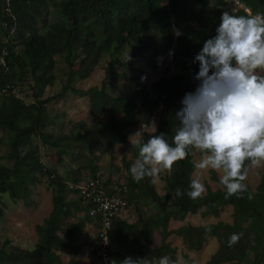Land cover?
Masks as SVG:
<instances>
[{
  "label": "trees",
  "instance_id": "trees-1",
  "mask_svg": "<svg viewBox=\"0 0 264 264\" xmlns=\"http://www.w3.org/2000/svg\"><path fill=\"white\" fill-rule=\"evenodd\" d=\"M236 1L252 14H264V0ZM226 4V0H0V36L6 39L0 40V56L4 52L7 67L6 72L0 68V84L16 90L17 84L31 83L29 103L7 95L0 104V131L9 137L8 151L0 159L5 163L0 164V195L28 207L33 187L45 178L51 205L46 218L34 226L35 244L22 249L5 240L0 244V264H62L61 252L69 257L68 264H79L76 257L81 247L76 244V236L91 220L78 199L68 198L71 192L67 184L100 177L95 165L98 156L93 152L110 155L116 145L124 146L127 130L138 124L139 112L149 116L160 107L162 117L151 135L163 133L172 143L179 127L175 112L182 108L185 94L199 84L195 80L199 64L193 60L204 42L216 35L222 12L230 10ZM231 13L247 15L242 10ZM51 50L62 57L67 69V84L59 96L68 90L86 98L87 114L105 115L104 123L87 127L77 122L67 134L45 130L50 121L44 107L54 99L40 98L52 81ZM128 54L131 59L126 62ZM104 56L109 60L98 87L75 90L69 86L72 81L87 79ZM161 58L168 64L148 89L142 84L140 65L155 69ZM171 65L176 73L170 72ZM119 79L131 84L129 91L119 95L107 92V84L115 90ZM151 135L144 133L139 139L144 143ZM35 142L56 151L57 157L62 154L67 164L75 167L71 177L61 175L58 164L41 163ZM129 148L131 159L122 163L126 176L114 181L112 176L106 177L103 185L106 189L112 184L125 188L121 196L126 209L134 207L136 220L128 223L119 215L112 219L105 247L108 264L129 256L148 257L153 264L164 255L177 260L176 249L166 241L171 234L193 252L200 251L208 238L215 239L217 249L205 264H264V174L253 191L247 187L242 198L225 199L221 185L214 191L206 188L203 199L177 197L175 190H187L192 180L191 150L163 178V194L158 195L150 178L139 183L131 178L129 170L138 148L135 144ZM82 171H87V178H81ZM211 173V180L217 181ZM143 207L150 213L146 214ZM224 207L231 208L230 223L167 229L170 221H182L187 215L217 218ZM74 218V223L67 222ZM155 232L158 245L152 244ZM233 233L240 234V240L229 247L227 242ZM96 243L94 237L88 245L96 247ZM90 254L94 257L93 252ZM186 260V255H180L179 261L187 264Z\"/></svg>",
  "mask_w": 264,
  "mask_h": 264
},
{
  "label": "clouds",
  "instance_id": "clouds-1",
  "mask_svg": "<svg viewBox=\"0 0 264 264\" xmlns=\"http://www.w3.org/2000/svg\"><path fill=\"white\" fill-rule=\"evenodd\" d=\"M243 8V7H242ZM245 9V8H244ZM235 15L224 10L216 35L207 39L193 63L199 64L194 92L186 93L182 108L175 112L179 127L172 143L163 133L151 135L142 143L145 129L156 132L155 123L143 124L131 137L138 156L130 175L139 183L150 178L155 183L161 172L170 173L185 160L191 150L201 153L195 164L204 172L219 173L225 199L242 198L250 168L264 165V14ZM172 53H170V56ZM131 59L129 54L126 62ZM206 186L199 178L190 181L187 190L177 188V197L203 199ZM252 199V196H248ZM240 240L233 233L232 247ZM112 264H153L148 257H125ZM155 264H183L164 255Z\"/></svg>",
  "mask_w": 264,
  "mask_h": 264
},
{
  "label": "rangeland",
  "instance_id": "rangeland-1",
  "mask_svg": "<svg viewBox=\"0 0 264 264\" xmlns=\"http://www.w3.org/2000/svg\"><path fill=\"white\" fill-rule=\"evenodd\" d=\"M191 17V14H190ZM5 36H0V40L4 41ZM52 59L54 61L53 71H52V81L50 86L45 87L43 94L40 99L45 98H53L51 102L47 103L44 107L46 119L50 121L49 126L45 129L50 134L63 133L67 134L70 131L71 125L77 122L84 123L87 127H91L97 123H104L106 120V116L102 115L100 117H91L87 114V102L86 98L78 97L73 95L70 91H65L63 96H59L62 88L67 84V69L63 62L61 56L57 53H54V50H51ZM125 57V54L121 56ZM109 58L107 56L102 57L97 66L93 69L90 76L83 81H72L69 83V86L75 90H86L90 87H98L103 78L104 67L108 62ZM126 61V58L124 59ZM167 60L160 59V63L157 64L155 69H150L143 66L141 63L140 67L143 70V81L142 84L150 88L151 84L158 79L163 73L164 68L167 66ZM76 70V67H74ZM170 72L176 73L177 69L171 65ZM16 91L18 94V99H21L25 103H29L31 101V83L24 82L22 84L16 85ZM107 92H110L112 95L125 94L129 91L131 84L122 79L116 82L115 90L107 84ZM196 88L193 90V92ZM139 110L141 108H138ZM162 117L161 108L157 107L152 115H146V112H139L137 115L138 124L127 130V142L124 146L116 145L111 154H101L99 152H93L96 156H98V160L95 162L96 167H98L97 174L103 179L106 177L112 176L113 179L116 177H125L126 171L123 169V162H127L131 159L130 148L132 141H130V137L138 130L141 129L143 124H151L155 123V127H157L159 120ZM1 132V131H0ZM144 133L149 136L154 133L151 129H145ZM7 133H0V159L3 158L5 153L8 151V141L9 137L6 136ZM139 139V138H137ZM38 147V157L44 165L50 166L54 165L58 167V172L61 175H68L71 177L72 170L74 168L70 167L67 164V161L64 160V156L62 154L57 157L58 153L56 151H52L46 149L41 146L40 142H35ZM201 153L196 150L191 151V161L193 163V172L191 174V178H199L204 182L206 188L211 191L220 189L221 186L219 184V173L214 171L204 172L200 175V170L195 168V164L201 159ZM59 159H61L60 163ZM5 165L4 160H0V164ZM87 171H82L80 173L81 178H87ZM211 172L214 173L216 180H211ZM168 172H161L159 179L153 183V188L158 195L163 194V178L166 177ZM264 174V166L261 165L257 168H250L248 172V178L245 181L247 187L253 191L255 186L258 184L260 176ZM74 175V174H73ZM72 175V176H73ZM68 198L75 199L72 194L68 195ZM50 190L47 186V180L42 178L40 183L35 185L32 189L30 198H29V206L26 207L21 201L14 202L12 201L6 194L0 195V210L2 211V216H0V244H2L5 240H8L11 245L27 249L31 248L36 242V236L34 233V226L38 225L42 222L44 218L48 215L50 211ZM142 210L147 214L150 213L147 207H143ZM126 217L124 218L127 222L132 223L136 220V214L134 212V207L129 206L126 211ZM125 210L122 212L120 217H124ZM76 218L68 219V223H74ZM217 222L222 223H230L231 222V208L224 207L223 210L219 213L217 218L211 216L202 217L199 214L195 215H187L182 221H170L168 223L167 229L169 231H173L178 227L184 225H191L193 227L198 226H207L213 225ZM88 233L93 234V230ZM95 233V232H94ZM62 236L63 233H60ZM92 237L83 238V235L80 234L76 236V244L80 245V252L76 257L77 262L79 264H101L99 259H96L91 256L89 251L88 243L93 239ZM170 246L176 249V259L179 260L180 255L184 254L187 257V264H205L206 261L211 257V255L217 249V243L215 239L208 238L200 251L193 252L188 251L186 247L181 243V239L173 234L169 235L167 240ZM159 236L158 233L153 234L152 244L158 245ZM62 264H68L69 257L65 252L59 253Z\"/></svg>",
  "mask_w": 264,
  "mask_h": 264
},
{
  "label": "built area",
  "instance_id": "built-area-1",
  "mask_svg": "<svg viewBox=\"0 0 264 264\" xmlns=\"http://www.w3.org/2000/svg\"><path fill=\"white\" fill-rule=\"evenodd\" d=\"M231 12L235 13L242 10L247 14V10L236 0H226ZM6 41V39H4ZM4 52L0 56V68L4 72L7 71L5 61L3 59ZM13 95L18 98V94L14 87L9 84H0V104L3 97ZM114 181V179H113ZM104 179L97 177L96 179L81 180L76 183H68L67 188L79 200L80 206L84 209V213L90 218V222L95 225L94 237L97 239L96 247L90 246L89 251L94 253V258L99 259L101 264H108L105 257V247L108 244V231L111 221L115 216H120L126 209V202L122 198L125 188H119L116 184H112L108 189L104 188Z\"/></svg>",
  "mask_w": 264,
  "mask_h": 264
},
{
  "label": "crops",
  "instance_id": "crops-1",
  "mask_svg": "<svg viewBox=\"0 0 264 264\" xmlns=\"http://www.w3.org/2000/svg\"><path fill=\"white\" fill-rule=\"evenodd\" d=\"M126 211H127V209L125 210V215H123L124 217H121V218L124 219L126 217V214H127ZM87 230H89V231L93 230V234L90 235V233H88ZM94 232H95V225L91 222H88L85 225L84 230L81 234L83 235V238H87V237H92V235L94 236Z\"/></svg>",
  "mask_w": 264,
  "mask_h": 264
}]
</instances>
